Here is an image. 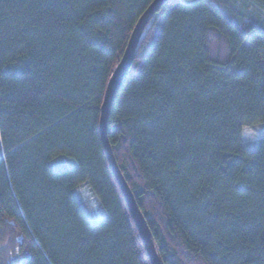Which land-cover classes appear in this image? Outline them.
I'll return each mask as SVG.
<instances>
[{
	"label": "trees",
	"instance_id": "trees-1",
	"mask_svg": "<svg viewBox=\"0 0 264 264\" xmlns=\"http://www.w3.org/2000/svg\"><path fill=\"white\" fill-rule=\"evenodd\" d=\"M154 1L0 0V264H150L99 117ZM259 125L264 0H167L107 123L161 264H264V130L255 150L241 143ZM83 185L96 222L75 197Z\"/></svg>",
	"mask_w": 264,
	"mask_h": 264
},
{
	"label": "water",
	"instance_id": "water-1",
	"mask_svg": "<svg viewBox=\"0 0 264 264\" xmlns=\"http://www.w3.org/2000/svg\"><path fill=\"white\" fill-rule=\"evenodd\" d=\"M166 1L167 0H155L154 2H152V4L146 9V11L142 14L138 22L136 23L134 30L132 31L131 36L129 38L124 54L121 58V61L119 65L117 66L105 90L102 105L100 108V117H99V135H100V140L102 142V146H103V149H104L107 161H108L109 169L118 183V186L121 190L123 198L126 202L127 208L130 212V215L139 233L141 241L144 245V249L146 251L150 264H161V262L156 252L154 242L151 239V235L147 227L146 221L143 218L136 204V201L134 199V196L131 190L129 189L127 183L125 182L123 176L121 175L117 167V164L114 159L112 150L109 145L108 137H107V123H108L109 112H110L114 97L117 93V90L121 82L125 78L130 68V64H131L135 49L141 38V35L147 23L149 22L150 17ZM17 241L21 243V237ZM18 259H19V254L16 252L14 256H10L9 261L13 263V262L18 261ZM23 261H24L23 259L20 260L21 263Z\"/></svg>",
	"mask_w": 264,
	"mask_h": 264
},
{
	"label": "rangeland",
	"instance_id": "rangeland-1",
	"mask_svg": "<svg viewBox=\"0 0 264 264\" xmlns=\"http://www.w3.org/2000/svg\"><path fill=\"white\" fill-rule=\"evenodd\" d=\"M243 128L241 130L242 133H243ZM248 128L250 129V134L249 135L242 134L241 143L244 149L252 151L257 148V146L261 141L264 125L250 126ZM52 167L54 170L62 169L66 167L65 161L56 160L55 162L52 163ZM74 194L80 206L87 213L91 221L96 222L102 219L103 211L98 201L93 197L92 193L90 192L89 188L86 185L80 186L74 192Z\"/></svg>",
	"mask_w": 264,
	"mask_h": 264
},
{
	"label": "snow or ice",
	"instance_id": "snow-or-ice-1",
	"mask_svg": "<svg viewBox=\"0 0 264 264\" xmlns=\"http://www.w3.org/2000/svg\"><path fill=\"white\" fill-rule=\"evenodd\" d=\"M108 7L110 8V7H112V5L109 4ZM109 79H111V77H109ZM241 123L246 124L247 121H246V119L244 117L238 116L237 117V125L239 126ZM242 134L243 135H249L250 134V129L247 126H245L243 128V133Z\"/></svg>",
	"mask_w": 264,
	"mask_h": 264
},
{
	"label": "flooded vegetation",
	"instance_id": "flooded-vegetation-1",
	"mask_svg": "<svg viewBox=\"0 0 264 264\" xmlns=\"http://www.w3.org/2000/svg\"><path fill=\"white\" fill-rule=\"evenodd\" d=\"M15 252H17V249L15 250ZM18 261L20 262V260L18 259ZM18 261H16V262H18Z\"/></svg>",
	"mask_w": 264,
	"mask_h": 264
}]
</instances>
